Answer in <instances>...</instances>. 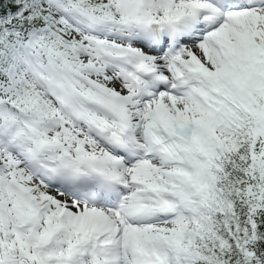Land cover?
I'll return each mask as SVG.
<instances>
[{
    "label": "rangeland",
    "instance_id": "374dc122",
    "mask_svg": "<svg viewBox=\"0 0 264 264\" xmlns=\"http://www.w3.org/2000/svg\"><path fill=\"white\" fill-rule=\"evenodd\" d=\"M102 1L111 9L110 20L93 26L91 22H97L85 12L72 5L70 10H65L58 0H46L45 4L53 17L51 27L34 35L31 52L19 55L17 64L8 73L17 84L26 86L24 90L14 93L23 98L27 107L13 110L3 102L4 99L0 100V116L5 118L3 123L0 120V264H19L20 259L29 264H96L95 261H101L97 252L100 237L92 234L88 240H84L78 230L79 222L84 219L97 220L98 216L92 215L91 219L84 214L78 216L84 201L76 195L77 185L71 189L62 188L49 173L41 171V176L36 174L40 171L38 163H47L46 152H49L52 160L59 161L65 157L71 163L82 164L85 169L98 163L107 164L100 172L103 176L111 177V181H121V194L125 201L141 199L147 205L162 201L163 211L154 210V218L145 219L142 223L118 217L119 213H115L111 203L100 208L104 214H117L116 222L125 228L119 236V247L128 248V259L138 260L142 252L143 257L154 260L156 264H181L180 256L175 253L179 252V247L172 252L166 245L164 235L174 229L183 230L184 226L192 228L197 220L198 214L189 198L186 182H183L184 192L183 187H176L178 183L172 177L176 168L183 174L179 177H193L199 173L192 172V165L197 164V159L194 161L195 156H192L188 160L184 155V146L193 135L197 136L199 127L205 122L217 137L228 131L231 110L226 98L229 97V88L222 85L221 80L228 77L229 71L238 70V65L246 56L257 52L260 61L251 66L249 75L258 77L264 72V10L242 7V0H238L241 8H226V18L216 22L211 31H224L229 36L227 41H222V38L218 42L216 61L206 66L199 62L190 70L181 66L172 74V77H202L201 87L205 89V94L201 95L208 100L205 105H201L200 110H189L181 100L178 104L169 102V98L181 99L184 93L190 100L198 99L188 88L192 85L193 88L195 83L179 89L180 94L173 93L170 97L167 96L171 89L167 93L159 90L153 96L144 97L143 92L138 94L127 83L126 77L134 76L137 68L136 64L128 68L124 66L127 60L135 59L126 46L127 38L131 34L144 35L140 32L148 27L150 31L158 27L160 34H163L165 23L168 25L177 15H190L195 10L188 2ZM239 14L242 17L232 19ZM207 35L201 33L198 41L205 43ZM56 39L75 42L68 48V56L74 61L62 66L41 62L37 50L41 44L50 47ZM131 43L141 46L142 50H138L141 58L164 57L168 51L165 43H162L161 50L150 48L149 44L136 39ZM194 44L191 40L180 38L177 52L168 51L171 57L163 59L166 64L162 73L169 74L167 70L170 68L167 66H175L171 60L177 59V56H182L179 58L182 61H188L191 57L188 49ZM181 50L184 51L182 54ZM68 64L74 67L64 68ZM170 85L168 82L166 86ZM172 87V92H175V85ZM0 92L10 102L12 91L1 87ZM134 96L144 102L143 109H139L141 105L137 107L136 100L132 98ZM158 96L166 101L160 107L156 100ZM142 114L144 117H140ZM109 135H114L118 140H126L133 135L134 144L129 148L136 152L147 150L146 139L153 135L165 145L163 154L168 162L155 168L152 166L153 160L148 161L150 155L147 152L131 158V161H124L120 148L111 149L113 146L108 140ZM126 153L129 151L125 150V156ZM25 159H30L31 164L26 163ZM113 159L122 161L123 165H118ZM178 161L185 166L178 165ZM65 175L71 176L75 183L74 174L66 172ZM208 175H203L206 181ZM43 189L47 190L46 194ZM84 195L87 196V192ZM186 198L189 199L187 203ZM12 199L21 209L24 208L26 214L15 211ZM189 201L192 204L189 205ZM32 207L36 211H32ZM32 213L35 216L29 221ZM172 215H176L177 219L171 220Z\"/></svg>",
    "mask_w": 264,
    "mask_h": 264
},
{
    "label": "trees",
    "instance_id": "16d2710c",
    "mask_svg": "<svg viewBox=\"0 0 264 264\" xmlns=\"http://www.w3.org/2000/svg\"><path fill=\"white\" fill-rule=\"evenodd\" d=\"M100 2L60 0L65 9L72 4L96 22L110 20L111 9ZM51 20L43 0H0V90L12 91L10 103L1 92L0 100L13 110L27 105L14 93L15 87L24 89L25 85H17L8 76L15 64L9 50L16 43L25 45L32 32L45 30ZM74 44L56 39L39 54L43 61L62 66L74 61L68 56ZM259 55L247 56L238 71L232 69L221 81L230 87L227 103L235 108L229 133L218 139L202 128L201 135L209 137L210 143L194 137L188 148V154L204 156L210 174L208 181L201 178L206 169L184 179L190 200L193 204L197 200L199 222L167 239L168 247L181 249L182 264H264V72L258 77L248 72L260 61Z\"/></svg>",
    "mask_w": 264,
    "mask_h": 264
},
{
    "label": "bare ground",
    "instance_id": "6f19581e",
    "mask_svg": "<svg viewBox=\"0 0 264 264\" xmlns=\"http://www.w3.org/2000/svg\"><path fill=\"white\" fill-rule=\"evenodd\" d=\"M162 1H165L166 3H170L173 1L174 3H190L194 10L195 9H203L205 10H213L215 13L214 15V21L220 22V20H224L226 16H224V11L226 8H238L239 4L237 1H229L225 3L223 0L218 2V0H157L158 4H162ZM176 11H179V9H175ZM161 18L163 16L161 14H158ZM203 15L201 13H198L197 11H194V13L190 15H177L174 21H171L168 25L165 23V29L168 32H171L174 30L173 27H171V24L178 23L180 28L179 32H190L192 28H199V20ZM233 17V16H232ZM242 17L241 14H239L236 17H233L232 19ZM236 20V19H235ZM213 21V22H214ZM174 22V23H173ZM162 27V25H161ZM158 27H154L153 31H150V28H146L145 31H141L140 35L137 36L136 34L129 35V38H127L128 41L126 46L130 49V51L133 52L135 59L127 60L126 66H132L134 64L137 65L136 71L141 70L144 72V82L142 83L141 87L144 90H149L146 88V83L149 82V84H154V87L149 92H145V95H151L158 93L159 90L165 91L166 93L169 91L168 96L170 97L171 94L177 93L180 94V90L184 88L185 86L190 85V83H195L194 87L188 86L189 92L194 93L196 96H198V99H189L186 97V94L184 93L181 99H173L169 98V102L179 103V100L184 103V105L189 109H201V105H205V101H208L206 98L202 97V95L205 94V89L201 87L202 83V77H189L188 75H177L172 77V74L178 70H180V67H187V70H190V68L195 67L197 63H201L203 65H210L213 64L216 61V54H217V48L219 47L218 42L221 41H227L228 34L224 33V31H219L218 33L211 32L212 30L208 31L207 38H205L204 42H199V31L196 29L195 32L192 33V35L189 37V39L192 42H195L194 45H191L188 49L190 50V59L188 61H182L183 59H179L178 56L177 59H172L171 62L175 64V66L168 65L170 69H168V75L162 73L165 67V61L163 62V59L170 58V52H177L176 49L177 46L175 45V41L172 40L170 37L163 38L160 36V33L157 29ZM144 29V28H140ZM140 41L143 43L149 44L148 47L153 48L155 50H161L162 43H169L170 45H166V51L169 47V53L166 52L164 57H148L144 56L142 59L140 58L141 53L138 52V50H142L141 46L137 44H132V40ZM188 39V40H189ZM167 42V43H166ZM130 43V44H129ZM207 44V45H206ZM188 47V46H187ZM181 54L184 51H180ZM186 53V52H185ZM195 64V65H194ZM167 69V68H166ZM210 70V68H208ZM150 72H157L155 76H152L151 78H147V73ZM172 77V78H171ZM159 78L163 79V82L158 83ZM164 80H167V82H164ZM171 83L170 86H166L167 83ZM175 85L174 91L172 92V89ZM177 88V90H176ZM198 92L200 94L198 95ZM202 94V95H201ZM136 100L135 104L139 107V109H143L145 106L144 102H141L138 97H132ZM120 100H126L123 98H120ZM157 102L159 103V107L166 103V101H163L161 96L157 97ZM101 109H106L103 106H100ZM109 110V109H108ZM140 117H144V115H140ZM108 140L112 143L113 146H117L118 148L120 146H125L129 149L130 152L135 153V156L138 157L139 154L142 155L144 153H148L150 155V158L148 161L153 162V167L159 168L162 167L164 164L168 162L167 157L163 154V150L165 149V145H163L162 140L154 137L153 135H149L146 139L148 148L147 150H139V151H133L129 148L132 144H134L133 135L130 136L127 140L120 139L118 140L114 135H109ZM46 155L49 156V152H46ZM152 157V158H151ZM50 168L52 170H58L60 171L61 175L66 172H69V175L72 173L75 177V183H73L71 176L66 175L64 177V180L68 183L66 186L68 189H71L76 183L78 184L79 180H83L85 182V185H81L82 188H85L86 192L89 195V203L84 204L79 210H78V216L81 217L82 214L86 216V218L91 219L92 215H97V220H87L84 219L83 222H79L78 230L82 233L83 239L88 240L92 234H95L97 237H100V243L97 247L98 255L101 256V261H95L96 264H156L154 260L149 259L148 257H143L144 255L142 252L139 253V259L138 260H130L128 259L127 250L128 248L122 247L120 249L119 245L121 244V238L119 236L124 231L125 228H123V225L119 224L115 220V216L119 213L118 217H124L126 221H133V222H139L142 223L145 221V219H153V211L159 210L163 211V203L162 201L156 202L154 205L152 204H145V200L138 199L135 202L125 201V197L118 195V192L116 190V187L113 185V179L106 177L100 171H104V168L107 166V164L104 163H98L95 165H90L88 169L84 166H81L79 169L78 164L71 163L67 158H61L59 161H55L50 159ZM126 161V158L123 159ZM26 163L29 165L31 164L30 159H25ZM118 165H123L122 161H116L112 160ZM77 170V171H76ZM78 170H82V173L80 174ZM36 174L39 176L40 171L36 172ZM41 176V175H40ZM43 176L42 178H44ZM53 181L58 180L57 178L50 176ZM88 178H92V180L88 183ZM115 178V177H114ZM100 180L102 182L106 183V192H103L100 190ZM112 182V183H111ZM121 183V181H120ZM60 185V184H59ZM42 191L47 192L46 189H43ZM121 193V192H120ZM103 194H105V198H103ZM109 194H112L114 197L111 200L107 199V196ZM54 195V193H53ZM118 199V204H115V200ZM112 204V209H115L114 214H104L101 210V206H110ZM90 205V206H89ZM163 213V212H159ZM166 214V213H164ZM125 227V226H124ZM130 229L135 230V228L131 227ZM127 230L126 232H128ZM125 232V233H126ZM126 235V234H125ZM84 263V261H82Z\"/></svg>",
    "mask_w": 264,
    "mask_h": 264
},
{
    "label": "water",
    "instance_id": "95a60500",
    "mask_svg": "<svg viewBox=\"0 0 264 264\" xmlns=\"http://www.w3.org/2000/svg\"><path fill=\"white\" fill-rule=\"evenodd\" d=\"M21 264H25L24 262H21Z\"/></svg>",
    "mask_w": 264,
    "mask_h": 264
}]
</instances>
